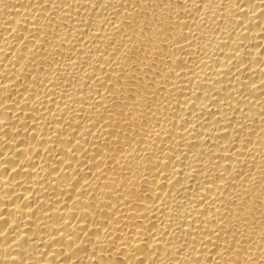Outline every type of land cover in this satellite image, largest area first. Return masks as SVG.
I'll return each instance as SVG.
<instances>
[{
	"label": "bare ground",
	"instance_id": "1",
	"mask_svg": "<svg viewBox=\"0 0 264 264\" xmlns=\"http://www.w3.org/2000/svg\"><path fill=\"white\" fill-rule=\"evenodd\" d=\"M0 264H264V0H0Z\"/></svg>",
	"mask_w": 264,
	"mask_h": 264
}]
</instances>
